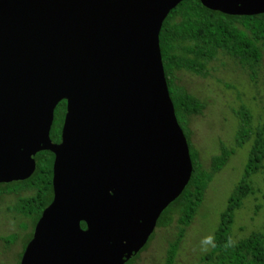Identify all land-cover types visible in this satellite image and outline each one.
Segmentation results:
<instances>
[{
    "label": "water",
    "instance_id": "95a60500",
    "mask_svg": "<svg viewBox=\"0 0 264 264\" xmlns=\"http://www.w3.org/2000/svg\"><path fill=\"white\" fill-rule=\"evenodd\" d=\"M180 1L0 0V42L46 44V54H41L46 59L43 111L20 110L26 120L30 112L37 117L40 129L35 132L29 122L21 137L45 139L54 94L68 98L62 148L53 162L54 197L36 222L20 264H123L121 254L128 250L117 230L123 226L113 224L109 237L96 228L92 211L104 195L97 187L92 192L75 186L73 177L80 170H90L97 184L101 170L121 181L127 167L129 179L135 175L139 189L144 188L134 203L143 213L145 234L188 182V144L174 114L158 48L160 26ZM199 1L226 14L264 13V0ZM11 114L6 111L0 119L14 120ZM46 143L43 147L50 148ZM33 170V160H23L11 176L26 178ZM63 173L64 186L58 187ZM81 219L87 230L80 228ZM144 242L139 239L135 247Z\"/></svg>",
    "mask_w": 264,
    "mask_h": 264
},
{
    "label": "trees",
    "instance_id": "16d2710c",
    "mask_svg": "<svg viewBox=\"0 0 264 264\" xmlns=\"http://www.w3.org/2000/svg\"><path fill=\"white\" fill-rule=\"evenodd\" d=\"M158 41L168 94L177 123L184 132L192 164L190 177L183 190L157 217L156 226L161 227L169 225L173 216L177 215L178 230L175 238L168 243L164 260V264H173L185 229L193 220L208 182L233 153V149L221 144L220 152L212 157L210 168H201L197 151L190 142L187 120L190 116L201 114L206 104L176 83L175 72L184 70L206 77L209 75L210 62L222 54L231 58L254 79L262 60L264 13L249 14L247 10L244 14H226L203 6L199 0H181L164 18ZM235 115L239 123L235 132V146L240 147L251 140L247 161L240 181L228 197L226 208L220 213L213 236L215 247L211 246L204 252L197 264H264V232L251 231L236 241L234 247H225L231 238L235 210L253 190L251 177L259 172L264 175V124L253 128L250 125V113L243 105L235 111ZM50 168L51 160L37 163L34 176L26 183V186H36L35 192L25 196L18 194L14 204L8 207L9 211L31 218L32 223H35L50 200V195L40 187ZM21 188L0 189V196ZM12 237L7 242L12 241Z\"/></svg>",
    "mask_w": 264,
    "mask_h": 264
},
{
    "label": "rangeland",
    "instance_id": "374dc122",
    "mask_svg": "<svg viewBox=\"0 0 264 264\" xmlns=\"http://www.w3.org/2000/svg\"><path fill=\"white\" fill-rule=\"evenodd\" d=\"M175 74L178 85L206 104L201 114L190 116L187 120L190 142L197 151L201 168H210L212 157L220 152L221 144L233 149L226 163L208 182L173 262L197 264L205 252L201 250V240L205 236H214L220 213L226 208L228 197L243 175L251 145L249 140L240 147L235 146V132L239 124L235 111L243 105L250 113V125L253 128L264 124V45L262 60L254 79L231 58L222 54L210 62L209 75L206 77L184 70L176 71ZM250 183L252 192L243 199L242 205L234 213L231 225V239L234 242L246 237L251 231L264 232V175L261 172L254 174ZM14 200V197L8 195L0 197L2 264H14L15 253L19 251L25 231L30 228L27 220L9 211L8 207ZM177 226L175 214L169 225L156 227L147 247L132 264H164L168 243L175 238ZM9 233L18 235L15 243H4L3 239ZM211 246L208 245V250Z\"/></svg>",
    "mask_w": 264,
    "mask_h": 264
},
{
    "label": "flooded vegetation",
    "instance_id": "af4514ba",
    "mask_svg": "<svg viewBox=\"0 0 264 264\" xmlns=\"http://www.w3.org/2000/svg\"><path fill=\"white\" fill-rule=\"evenodd\" d=\"M12 33L16 34L14 27L12 28ZM8 45L12 46L6 48ZM33 46L36 47V50L32 49ZM45 46L46 44L42 42L29 44L28 41L21 40L0 42V117H4L3 113H6V111L10 115H12L13 111L14 115V120L11 117V121L6 120V118L0 119V138L6 139L5 142H1L0 140V189L22 187L23 189L21 188L16 192L2 193L1 195L12 196L15 200L18 194L19 196L32 195L35 192L36 188L34 187L36 186H26V183H29L34 176L38 162L42 164L51 160V168L46 173L47 178L43 179L44 184L40 186L45 189L47 195H50V200L45 205L46 207L54 197L53 162L56 154L62 148V133L68 110V98L62 95L59 96L57 93L54 94V103L45 139H32L33 136L30 137V135L27 138H22L21 135L26 134L23 132V129L29 125V122L34 124L35 132L39 131L41 123L39 124L37 117L31 116V112L29 113L28 120H26L27 115L24 111H21L20 114V110L43 111L44 103L47 100L46 95H44L46 92L44 89L46 59L41 54H46ZM6 83L10 86L5 87ZM45 140L47 141L46 145H49L50 148L43 147V141ZM28 159H32L34 162L33 172L26 178H13L11 172L16 165L19 162H23V160L25 163ZM20 171L23 170L18 169V172ZM90 173V170H80L79 176L73 177L75 186L87 187L92 192L93 187H97L99 194L104 195V200L98 197L96 203H94L91 219H93L99 231L104 234L107 232L108 237L109 232L112 231L111 226L113 224H122L123 227L120 228L118 226L117 230L122 232L121 242L123 247L128 251H123L121 256L123 264H132L138 258L141 251L147 247L157 227L156 219L150 232L145 234L143 231L145 229L142 226L143 221L141 216L143 213L139 211L137 203L135 205L134 200L138 192H143L144 188L139 189L137 185L138 178L135 175H132L129 179L127 167L121 172V181L113 179L108 171L101 170L98 176L100 182L96 184ZM65 179L66 173H63L58 179V187L64 186L63 181ZM45 207H43L41 213ZM97 208L102 218H99L96 211ZM20 217L29 222L30 228L27 232L25 231L22 244L18 249L19 251L15 253V257H18V260L16 262V258L13 259L14 264H20L25 248L32 240L34 228L39 219L38 217L35 223H32L31 218ZM106 219H109V222H105ZM79 225L82 230L88 229L85 219H81ZM17 236L16 233H9L4 237L3 241L6 243L12 237V242L15 243ZM141 238H144L145 242L140 248H136L135 244ZM7 244L9 243L7 242Z\"/></svg>",
    "mask_w": 264,
    "mask_h": 264
},
{
    "label": "clouds",
    "instance_id": "9594fccd",
    "mask_svg": "<svg viewBox=\"0 0 264 264\" xmlns=\"http://www.w3.org/2000/svg\"><path fill=\"white\" fill-rule=\"evenodd\" d=\"M208 245H212L213 247H215L213 236H205L201 240V250L205 252L208 251ZM234 246H235V242L232 241L231 238H229L227 243L225 244V247L227 248V247H234Z\"/></svg>",
    "mask_w": 264,
    "mask_h": 264
}]
</instances>
